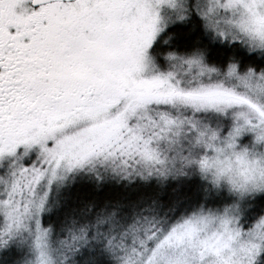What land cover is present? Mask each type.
Instances as JSON below:
<instances>
[{
	"label": "snow or ice",
	"instance_id": "obj_1",
	"mask_svg": "<svg viewBox=\"0 0 264 264\" xmlns=\"http://www.w3.org/2000/svg\"><path fill=\"white\" fill-rule=\"evenodd\" d=\"M0 264H264V0H0Z\"/></svg>",
	"mask_w": 264,
	"mask_h": 264
}]
</instances>
